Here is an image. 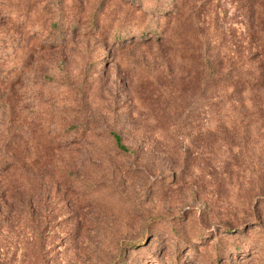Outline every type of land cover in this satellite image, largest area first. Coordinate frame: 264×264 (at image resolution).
I'll list each match as a JSON object with an SVG mask.
<instances>
[{"label":"rangeland","instance_id":"1","mask_svg":"<svg viewBox=\"0 0 264 264\" xmlns=\"http://www.w3.org/2000/svg\"><path fill=\"white\" fill-rule=\"evenodd\" d=\"M262 69L264 0H0V264H264Z\"/></svg>","mask_w":264,"mask_h":264},{"label":"trees","instance_id":"2","mask_svg":"<svg viewBox=\"0 0 264 264\" xmlns=\"http://www.w3.org/2000/svg\"><path fill=\"white\" fill-rule=\"evenodd\" d=\"M262 71L264 72V69H262ZM254 80L255 81H259V82L262 83L261 78H254ZM250 83H253V82H250ZM252 85H255V84H250V86H252ZM114 138L116 140V144H117V146H118L119 149H121L123 151H128L127 146L122 143V138H121V136L119 134L114 133Z\"/></svg>","mask_w":264,"mask_h":264}]
</instances>
